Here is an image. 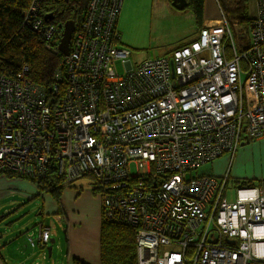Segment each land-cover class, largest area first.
<instances>
[{
  "label": "built area",
  "instance_id": "2783aa9c",
  "mask_svg": "<svg viewBox=\"0 0 264 264\" xmlns=\"http://www.w3.org/2000/svg\"><path fill=\"white\" fill-rule=\"evenodd\" d=\"M110 2L90 0L55 95L28 66L0 72V170L39 179L56 167L66 182L93 172L102 216L136 229L140 264H264L261 187L240 185L229 201L228 173H197L264 137V0L248 28L221 14L192 43L138 63L119 44L122 5ZM27 20L39 30L41 18ZM37 232L46 246L50 228Z\"/></svg>",
  "mask_w": 264,
  "mask_h": 264
},
{
  "label": "trees",
  "instance_id": "16d2710c",
  "mask_svg": "<svg viewBox=\"0 0 264 264\" xmlns=\"http://www.w3.org/2000/svg\"><path fill=\"white\" fill-rule=\"evenodd\" d=\"M89 1L42 0L38 2L42 16L49 13L53 15V19L50 22L57 27V36L52 40L53 44L56 45L60 40L63 33V26L69 19L75 20L76 28H80L82 21L85 19ZM188 1V7L194 11L196 22L201 27L204 24V0ZM219 1L222 2V8L225 11L224 14L231 20H233L232 18L239 19L241 23L247 22L249 24L252 7L254 9L257 7L255 1L250 4L249 1L251 0ZM29 5L30 0H0V72L8 77H14L18 75L19 70H23L24 67L28 66L29 71L27 74L29 78L52 96L56 94L53 86L57 81L56 74L58 73V68L61 67L64 55L62 53H53L48 49L46 46L48 41H46L40 32L36 33L30 29L21 28L23 13ZM182 45L175 47L170 53ZM65 81L66 79L64 78L63 82ZM134 168L135 172H137V168ZM1 174L9 177L26 178L35 182L39 191L52 195L58 204L59 212H62V194L64 188L67 186H75L76 189L82 191L86 186L82 179H87L91 184V187L88 188L91 189L93 194L100 195L99 192L102 191L98 178L93 172H87L82 177L71 182H66L65 177L58 174L56 167L50 169L47 177L39 179L21 176L9 171L3 173L0 170ZM79 181L83 185H79ZM135 182L136 179L133 178L131 184ZM241 186L258 185L254 181L248 180L242 181ZM224 194L226 195V192ZM41 224L43 223L39 222L37 226ZM35 241V247L39 244L43 245L38 240V232ZM100 245L101 264H138L135 228L116 224L106 219L102 220ZM72 262L73 264H88L77 257L73 258Z\"/></svg>",
  "mask_w": 264,
  "mask_h": 264
},
{
  "label": "crops",
  "instance_id": "0c3cea01",
  "mask_svg": "<svg viewBox=\"0 0 264 264\" xmlns=\"http://www.w3.org/2000/svg\"><path fill=\"white\" fill-rule=\"evenodd\" d=\"M212 2L215 10L212 7L206 11L205 5V19L208 20L217 18L219 14L215 1ZM225 173L229 174L227 182L229 188L233 187L229 184H238L235 187L237 188L242 181L252 180L261 187L264 194V137L254 142H245L235 154L221 156L212 162L209 174L221 177ZM78 184L83 185L80 181ZM40 198L43 199L44 214L47 216L55 214L59 222H66L68 229L67 251L62 243H59L57 252L61 257L51 260V263L73 264V258L77 257L88 264H101L102 207L99 195L93 194L86 186L82 191L75 186H67L62 194V212H59L56 200L51 194L39 191L35 182L5 174L0 175V221L6 220L11 230H7L6 233L0 230V264H41V260L46 256L45 247L50 240L55 241V237H51L52 231L49 225L39 221L50 228L48 244L46 246L39 244L30 249L27 248L29 231L18 229L21 224L14 226L20 208L31 201L37 202ZM33 237L35 239V234Z\"/></svg>",
  "mask_w": 264,
  "mask_h": 264
},
{
  "label": "rangeland",
  "instance_id": "374dc122",
  "mask_svg": "<svg viewBox=\"0 0 264 264\" xmlns=\"http://www.w3.org/2000/svg\"><path fill=\"white\" fill-rule=\"evenodd\" d=\"M214 1L218 7V10L220 8L222 9V12L220 11L218 16L216 17L218 18L222 14L225 18H227L230 24L233 25L236 23V27L232 26L234 31H236V28L241 30L248 28L252 17L256 14V9L252 7L249 24L247 22L241 23V21L236 18H232L233 20H231L228 16H226V14H224L225 11L223 10L224 8H222V2H220L219 0H214ZM253 1L256 2V0H251L249 1L250 4ZM110 3L113 6L122 5L118 18L119 21L117 22L118 23L117 25H119V30L121 33L119 44L131 49L132 52L131 59L133 62L136 63L145 60L149 56L165 55L167 53H170L175 47L181 44H183L181 46L183 47L185 45L192 43L194 40L198 39L200 37V33L203 26L208 21L207 18L205 19V5H206V11L209 8L214 7V3L212 2V0H204V24L200 27L196 22L194 11L188 7L189 5L188 0H187L188 4L184 6L183 9H179L175 5H173L172 0L170 1L169 0H111ZM32 4L33 1L30 0L29 7L23 13V21L21 24V28L30 29L31 31L36 33L40 32L45 37L46 41H48L47 38V30L49 28L48 25L51 23L50 21L53 18L51 19L46 18V15L42 16L38 3L36 4V11H32L31 9ZM28 14L42 19V24L39 26V30L35 29L34 22L32 20H27ZM52 25L54 30V24L52 23ZM82 27L84 28L85 25H83ZM64 28H65V24L63 26V32H64ZM80 28L75 27L73 31L68 54L62 52L59 47V43L62 36L60 37V40L56 43V45L54 44V47H48L46 44L47 48L50 49L53 53H58V54L62 53L64 55V59L61 63V67L58 68V71L60 72L65 71V64H64L65 59H66V63L68 64V59L72 57V55L70 54L72 51V44L75 41L74 35ZM236 34L241 36V32H237ZM242 39L246 40V37L244 36ZM237 42L239 41L237 40ZM117 68L120 73L124 72V65L122 61L120 60L117 61ZM225 155H230V154H225ZM211 168H212V162L204 163L198 168L197 173L209 174ZM132 170L133 172H135L134 167L132 168ZM49 171L50 170L48 166H45V175L43 176V178L48 176ZM192 174L195 175L196 171L192 172ZM82 180L87 187H91V184L87 179H82ZM229 185L233 187L227 189L226 196L229 201H234L236 198L235 187L238 186V184L234 185L233 183ZM43 207H44V203L42 198L38 199L37 202L31 201L26 206H22L19 210L20 213L16 214L18 218L16 219V222H14L15 223L14 226H18V224H21V226H18V229L20 230L24 229L29 231L27 233V241H28L27 248L30 249L33 246L28 240V234L33 232V234H35L36 237L37 227H38L37 222L43 221L44 224L49 225L52 231L51 237H55V241L52 243L50 240L49 244L45 247L46 256L44 257V259L41 260V264H52L51 260L56 259L58 256L61 257V254L57 252V247L59 246V243H62V245L65 247V251H67L68 229L66 222H59L55 214L49 216L45 215L43 212ZM102 220H105L104 215ZM123 226H127V225H123ZM0 230L3 233L4 232L6 233L7 230H11L10 226L6 224V220L2 222L0 221ZM49 245L53 246L52 255H49L48 252ZM138 264H140L139 260H138Z\"/></svg>",
  "mask_w": 264,
  "mask_h": 264
},
{
  "label": "water",
  "instance_id": "95a60500",
  "mask_svg": "<svg viewBox=\"0 0 264 264\" xmlns=\"http://www.w3.org/2000/svg\"><path fill=\"white\" fill-rule=\"evenodd\" d=\"M172 4L175 5L179 9H183L184 6H186L188 3H187V0H172ZM52 16L53 15L51 13L46 14V18L51 19ZM75 27H76V24L73 19H69L68 21L65 22L64 32H63V35L59 43V47L61 51L64 52L65 54L69 53L72 34H73ZM51 242L53 243L54 239H52ZM228 242L234 243V240L228 239ZM48 252H49V255L52 254V245L48 246Z\"/></svg>",
  "mask_w": 264,
  "mask_h": 264
},
{
  "label": "flooded vegetation",
  "instance_id": "af4514ba",
  "mask_svg": "<svg viewBox=\"0 0 264 264\" xmlns=\"http://www.w3.org/2000/svg\"><path fill=\"white\" fill-rule=\"evenodd\" d=\"M74 37H75V35H74ZM123 46V45H122Z\"/></svg>",
  "mask_w": 264,
  "mask_h": 264
}]
</instances>
